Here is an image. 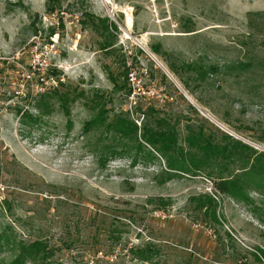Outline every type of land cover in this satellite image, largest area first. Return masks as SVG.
<instances>
[{"label":"rangeland","instance_id":"rangeland-1","mask_svg":"<svg viewBox=\"0 0 264 264\" xmlns=\"http://www.w3.org/2000/svg\"><path fill=\"white\" fill-rule=\"evenodd\" d=\"M48 2L0 0V234L44 238L60 264L99 251L113 264H264V193L249 204L215 193L208 168L163 182L166 159L150 148L154 159L104 162L95 144L107 138L83 132L98 94L109 117L163 122L185 152L202 131L264 153V0ZM238 63L252 68L226 70ZM218 162L224 177L242 166ZM213 193L216 222L189 202ZM4 246L0 264L13 258Z\"/></svg>","mask_w":264,"mask_h":264},{"label":"trees","instance_id":"trees-1","mask_svg":"<svg viewBox=\"0 0 264 264\" xmlns=\"http://www.w3.org/2000/svg\"><path fill=\"white\" fill-rule=\"evenodd\" d=\"M55 4H58V0H49L48 11H53ZM157 55L155 51L152 52ZM252 68L250 63H238L226 67L228 71H248ZM189 71H196L193 67H186ZM208 71L215 73V68H208ZM172 73L178 81V72H175L170 68ZM123 78L128 80V70L123 71ZM198 77L206 78V73L200 71L197 74ZM114 89H119L117 84L113 82ZM58 87H61L58 85ZM57 89H53L50 93L57 95ZM184 89L186 90L185 86ZM131 93L128 90V95ZM68 99L64 97L63 104L61 105L63 110L66 108ZM95 104L96 114L95 116L84 124L83 132H96L98 137H106L107 144H95V153H99L97 156L99 159L105 157L106 162L109 159L124 157L128 158L130 152H133V156L130 157L132 163H137L142 155L145 160L150 158L154 159L151 152H145L146 148H150L152 152L158 154L160 157L166 159V170L159 177L161 181L166 182L175 178H179L180 175L192 174L197 175L202 169L208 168L211 172L208 173L207 178L212 182V188L215 193L226 196L233 201L244 202L249 204L248 192L258 191L264 193V153H259L239 142H232L233 145L229 146L226 142L224 144H215L212 137H205L202 131H198L196 135L191 134V137H187L184 141L190 150L185 152L182 147L178 146L177 136L172 128H162L163 122L155 121L156 126L152 127L145 123L140 127L137 126V121L130 119L131 110L120 111L119 113L112 114V117L108 116V111L104 106L103 97L98 94L95 95L93 101ZM139 112V109L137 110ZM140 113V112H139ZM144 115V114H143ZM193 133V132H191ZM224 140L229 139L227 136H223ZM194 150L200 155L191 153ZM251 153L252 159L246 160V154ZM219 159L229 162L234 160L239 162V173L229 177H224L222 172L227 170V167L219 164ZM102 164V161H101ZM216 170V174L214 172ZM6 200H3L6 205ZM161 202V203H160ZM159 206H168L169 201L160 200ZM190 204H193L196 211H204V215L211 218L216 222V195L205 194L197 197H193L189 200ZM7 209L10 206L6 205ZM6 209V208H5ZM84 225V224H83ZM81 225V226H83ZM80 224L75 223V228H79ZM12 230V228H7ZM7 236V233L0 234V247L10 248L13 253V258L8 264H26L32 262L33 264H60L52 261L55 252L50 248L49 243L44 238H36L32 242L23 240H15L14 237ZM99 243V242H98ZM137 251L136 253H138Z\"/></svg>","mask_w":264,"mask_h":264},{"label":"built area","instance_id":"built-area-1","mask_svg":"<svg viewBox=\"0 0 264 264\" xmlns=\"http://www.w3.org/2000/svg\"><path fill=\"white\" fill-rule=\"evenodd\" d=\"M58 88V85H56L55 87L53 88H48V89H41L39 88L38 89V93H41V95L43 94V92H50L51 90L53 89H56ZM37 90V89H36ZM115 259V258H114ZM114 259L113 258H109L107 257L103 252L99 251V252H96L93 256H87L85 261L86 263L85 264H113L114 262Z\"/></svg>","mask_w":264,"mask_h":264},{"label":"water","instance_id":"water-1","mask_svg":"<svg viewBox=\"0 0 264 264\" xmlns=\"http://www.w3.org/2000/svg\"><path fill=\"white\" fill-rule=\"evenodd\" d=\"M153 60L159 65V67L162 69V71L165 73L166 76H168L170 79H172L169 74L165 71V69L162 68V66L154 59L153 57Z\"/></svg>","mask_w":264,"mask_h":264},{"label":"bare ground","instance_id":"bare-ground-1","mask_svg":"<svg viewBox=\"0 0 264 264\" xmlns=\"http://www.w3.org/2000/svg\"><path fill=\"white\" fill-rule=\"evenodd\" d=\"M130 23H131V21H130V19L128 18V20H127V25L129 26Z\"/></svg>","mask_w":264,"mask_h":264}]
</instances>
